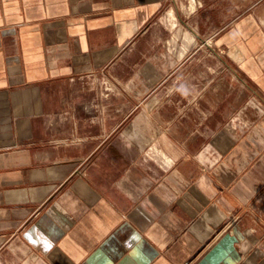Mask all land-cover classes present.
<instances>
[{"label": "crops", "instance_id": "crops-1", "mask_svg": "<svg viewBox=\"0 0 264 264\" xmlns=\"http://www.w3.org/2000/svg\"><path fill=\"white\" fill-rule=\"evenodd\" d=\"M236 12L197 48L173 0H0V264H264V0Z\"/></svg>", "mask_w": 264, "mask_h": 264}, {"label": "rangeland", "instance_id": "rangeland-1", "mask_svg": "<svg viewBox=\"0 0 264 264\" xmlns=\"http://www.w3.org/2000/svg\"><path fill=\"white\" fill-rule=\"evenodd\" d=\"M173 1L177 2L178 5L181 6L182 18L186 22L193 25L194 28H196L198 34L197 48H199V45L201 44V40L199 39V34L200 36L203 35L206 28L207 29L210 28L212 29V31H215L220 27L221 23H217L216 25L215 23L213 24V21H215L216 19L213 18L212 16H216L218 11L220 12L221 6L223 7L226 6V8L229 7L228 18L232 19V16L234 17L238 14L236 10L242 12L248 6H250L255 2V0H173ZM190 7L194 8V10H191ZM197 16H198L197 23L194 24L193 21ZM205 17L209 18V20H207V24H205L206 22ZM210 44L215 47L213 42H210Z\"/></svg>", "mask_w": 264, "mask_h": 264}]
</instances>
